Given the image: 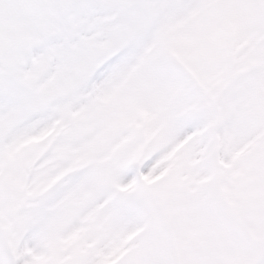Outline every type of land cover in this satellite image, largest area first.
Here are the masks:
<instances>
[{
    "label": "snow or ice",
    "instance_id": "1",
    "mask_svg": "<svg viewBox=\"0 0 264 264\" xmlns=\"http://www.w3.org/2000/svg\"><path fill=\"white\" fill-rule=\"evenodd\" d=\"M0 264H264V0H0Z\"/></svg>",
    "mask_w": 264,
    "mask_h": 264
}]
</instances>
